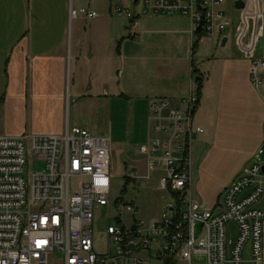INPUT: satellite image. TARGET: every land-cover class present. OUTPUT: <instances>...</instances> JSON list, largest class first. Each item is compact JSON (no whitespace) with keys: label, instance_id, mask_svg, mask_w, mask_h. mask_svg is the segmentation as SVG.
<instances>
[{"label":"built area","instance_id":"2783aa9c","mask_svg":"<svg viewBox=\"0 0 264 264\" xmlns=\"http://www.w3.org/2000/svg\"><path fill=\"white\" fill-rule=\"evenodd\" d=\"M237 2L242 8L235 7ZM123 7L113 6L112 13L128 14ZM147 11L186 17L192 43L206 37L219 43L232 39L249 62L251 86L264 101V58L256 56L262 36L259 0H142L141 13ZM68 15L70 20L98 16L72 0ZM199 100L192 92L176 105L167 99L150 103L147 140L138 149L144 171L124 169L129 185L158 174L156 191L171 198L148 223L135 218L126 223L121 214H133L134 205L118 197L109 200L108 136L79 127L60 136H0V264H243L246 243L249 264H263L264 209L252 205L264 195V147L223 189L217 212L202 208L193 197L191 172L192 144L204 133L194 119ZM34 157L44 168L31 173ZM102 207L114 213L112 222L110 214L99 220ZM228 221L236 223L238 235L227 260ZM101 236L102 252L96 247ZM199 257L203 261H196Z\"/></svg>","mask_w":264,"mask_h":264},{"label":"crops","instance_id":"0c3cea01","mask_svg":"<svg viewBox=\"0 0 264 264\" xmlns=\"http://www.w3.org/2000/svg\"><path fill=\"white\" fill-rule=\"evenodd\" d=\"M139 2L121 0L120 4L136 8ZM72 3L82 6L76 0ZM69 4L70 0H0L4 82L0 85V136H60L66 129L79 127L93 136H108L111 143L114 125L127 112L134 116L142 111L146 134L138 142L143 145L152 100L167 99L176 105L195 92L193 69L203 75L204 86L209 83V77L195 66L196 58L202 61L204 39L192 56L191 24L186 17L147 11L131 13L128 19L70 20ZM115 5L119 4L110 1V15ZM212 41L211 45H218L216 39ZM208 55L204 58L210 59ZM211 60L218 66L219 83L214 82L217 90L210 96L209 90L207 94L202 90L195 123L203 127L202 110L213 112L217 128L212 135L247 150L250 160L264 147V101L249 82V62L240 56ZM135 164L142 165L143 170L133 166L142 173L145 158ZM252 208L264 209V198ZM262 230L264 264V222Z\"/></svg>","mask_w":264,"mask_h":264},{"label":"rangeland","instance_id":"374dc122","mask_svg":"<svg viewBox=\"0 0 264 264\" xmlns=\"http://www.w3.org/2000/svg\"><path fill=\"white\" fill-rule=\"evenodd\" d=\"M82 5H90V9L96 11L99 17L113 18L119 17L109 14L110 1L113 4H119L121 0H76ZM140 5L136 8L129 7L130 5L124 4V9L128 10V14L122 17L128 19L127 16L131 13L143 15L141 13L142 0H139ZM150 2L152 0H149ZM226 6H224L225 8ZM259 7L262 13V36L256 45V56L264 58V0H259ZM228 32H225V34ZM213 38L206 37L202 45H200V56L202 61L198 62L196 58L195 66L205 74L206 78L209 77L208 86L203 85L201 92L207 94V90L210 93L217 90V86L214 84L219 83L217 77L218 66L211 64V58L216 57L220 62L225 61L226 58L233 56L241 57L240 52L233 43L232 39H228L227 46L225 48L220 47L221 43L213 44ZM211 46V47H210ZM208 48V52H206ZM208 55L210 59L204 58ZM211 60V61H209ZM2 70V68H0ZM3 82L0 75V85ZM4 83V82H3ZM213 87V88H212ZM203 90V91H202ZM208 96V97H209ZM150 108V106H149ZM206 124L203 125L204 133L192 144V193L193 197L200 203L202 208H209L217 212L219 210V204L222 198L223 189L236 177H238L242 170L247 167L251 161L247 158V150H240L239 146L235 143L227 140L220 141L216 135H212L213 129L217 128V121H215L213 112L208 110H202ZM145 114L140 111L134 116L130 113H126L119 125H114L111 132V195L109 200L115 199L119 196V191L124 185V169L126 167H139L143 170L142 165L135 164L142 160V156L136 153V149L141 145L139 141L145 137L146 118ZM149 117V115H148ZM134 121V122H133ZM212 129V132H211ZM147 139V138H146ZM146 143V141H145ZM144 143V144H145ZM141 146H139L140 148ZM138 148V149H139ZM30 172L42 171L43 163L37 160L35 157L32 159L30 166ZM158 176V174H157ZM156 174H152L150 179L139 180L132 182L127 188L128 192L122 196V203H132L134 205L133 214H121L122 219L126 223H130L132 219H137L144 223H148L157 217L160 207L165 202H170L171 198L164 194L157 192L156 187ZM264 196L262 197L263 200ZM212 207V208H211ZM100 221H105L107 214L112 217L114 213L110 212V209L102 207L97 211ZM119 214L120 211H115ZM101 231L100 229L98 232ZM100 233V232H99ZM238 235V228L234 221H228L226 223V259H229V251L231 249V243H233ZM104 237H99L97 240V250L104 251ZM249 244H245L242 251V259L247 264L249 261ZM196 261H203V258H196Z\"/></svg>","mask_w":264,"mask_h":264},{"label":"trees","instance_id":"16d2710c","mask_svg":"<svg viewBox=\"0 0 264 264\" xmlns=\"http://www.w3.org/2000/svg\"><path fill=\"white\" fill-rule=\"evenodd\" d=\"M133 20L131 19L129 21V24L132 25ZM199 45V41L198 40H194L193 43L191 44V55L193 56L196 53V50L198 48ZM203 75L199 73L198 70L193 69L192 70V79H193V83L195 86V93L198 97H200L201 95V89L203 87ZM124 185L121 187L120 191H119V196L117 198V201H122V196L125 195L128 192V185H129V181L125 179L124 177Z\"/></svg>","mask_w":264,"mask_h":264},{"label":"water","instance_id":"95a60500","mask_svg":"<svg viewBox=\"0 0 264 264\" xmlns=\"http://www.w3.org/2000/svg\"><path fill=\"white\" fill-rule=\"evenodd\" d=\"M242 3L241 2H237L236 4H235V7L236 8H238V9H240V8H242ZM131 229H133V226L131 227Z\"/></svg>","mask_w":264,"mask_h":264}]
</instances>
